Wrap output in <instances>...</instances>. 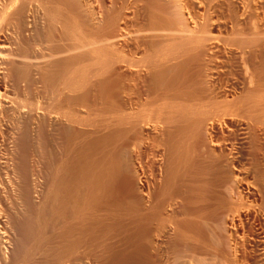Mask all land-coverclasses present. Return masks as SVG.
Returning <instances> with one entry per match:
<instances>
[{"label":"bare ground","instance_id":"6f19581e","mask_svg":"<svg viewBox=\"0 0 264 264\" xmlns=\"http://www.w3.org/2000/svg\"><path fill=\"white\" fill-rule=\"evenodd\" d=\"M0 264H264V0H0Z\"/></svg>","mask_w":264,"mask_h":264}]
</instances>
